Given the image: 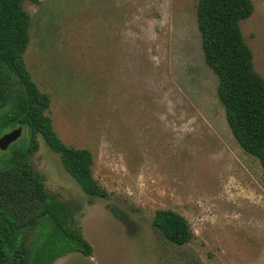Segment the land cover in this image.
Here are the masks:
<instances>
[{
	"label": "rangeland",
	"instance_id": "1",
	"mask_svg": "<svg viewBox=\"0 0 264 264\" xmlns=\"http://www.w3.org/2000/svg\"><path fill=\"white\" fill-rule=\"evenodd\" d=\"M197 1L24 2V60L49 94L46 114L66 145L91 151L107 191L86 194L38 137L30 162L92 246L51 264H264V172L226 121ZM251 1L241 31L264 78V0ZM26 142L22 129L0 158ZM162 208L187 219L192 241L171 243L153 227Z\"/></svg>",
	"mask_w": 264,
	"mask_h": 264
},
{
	"label": "trees",
	"instance_id": "2",
	"mask_svg": "<svg viewBox=\"0 0 264 264\" xmlns=\"http://www.w3.org/2000/svg\"><path fill=\"white\" fill-rule=\"evenodd\" d=\"M0 0V132L21 127L27 142L10 157L0 158V264H51L72 252L92 255L81 225L50 195L30 162L41 136L59 155L64 169L89 195L106 197L94 178L93 155L66 145L46 110L50 97L29 72L24 52L29 44L30 15L24 2ZM254 11L251 0H198L196 26L206 65L217 76L216 92L231 133L264 172V78L255 70L241 21ZM152 225L169 242L192 241L187 219L170 208L157 209Z\"/></svg>",
	"mask_w": 264,
	"mask_h": 264
},
{
	"label": "water",
	"instance_id": "3",
	"mask_svg": "<svg viewBox=\"0 0 264 264\" xmlns=\"http://www.w3.org/2000/svg\"><path fill=\"white\" fill-rule=\"evenodd\" d=\"M21 131V127H16L8 132L3 133L0 136V149L5 150L9 144L12 143V141L21 135Z\"/></svg>",
	"mask_w": 264,
	"mask_h": 264
},
{
	"label": "flooded vegetation",
	"instance_id": "4",
	"mask_svg": "<svg viewBox=\"0 0 264 264\" xmlns=\"http://www.w3.org/2000/svg\"><path fill=\"white\" fill-rule=\"evenodd\" d=\"M12 130V129H11ZM10 131V130H9Z\"/></svg>",
	"mask_w": 264,
	"mask_h": 264
}]
</instances>
